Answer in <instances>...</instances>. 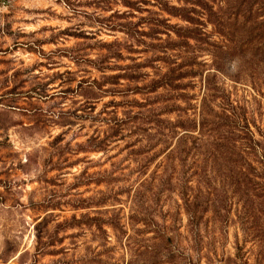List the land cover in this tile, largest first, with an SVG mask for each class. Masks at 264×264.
<instances>
[{
  "label": "rangeland",
  "instance_id": "obj_1",
  "mask_svg": "<svg viewBox=\"0 0 264 264\" xmlns=\"http://www.w3.org/2000/svg\"><path fill=\"white\" fill-rule=\"evenodd\" d=\"M0 264H264V0H0Z\"/></svg>",
  "mask_w": 264,
  "mask_h": 264
}]
</instances>
